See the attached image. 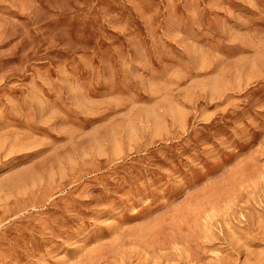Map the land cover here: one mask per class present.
Here are the masks:
<instances>
[{"label": "rangeland", "instance_id": "obj_1", "mask_svg": "<svg viewBox=\"0 0 264 264\" xmlns=\"http://www.w3.org/2000/svg\"><path fill=\"white\" fill-rule=\"evenodd\" d=\"M0 264H264V0H0Z\"/></svg>", "mask_w": 264, "mask_h": 264}]
</instances>
